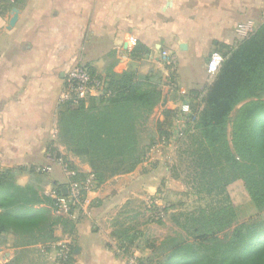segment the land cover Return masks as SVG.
I'll return each instance as SVG.
<instances>
[{
  "label": "crops",
  "instance_id": "0c3cea01",
  "mask_svg": "<svg viewBox=\"0 0 264 264\" xmlns=\"http://www.w3.org/2000/svg\"><path fill=\"white\" fill-rule=\"evenodd\" d=\"M263 21L264 0H0V172L14 171L16 183L25 185L43 168L44 194L79 181L74 172L89 176V165L58 137L71 67L84 65L103 80L110 65L142 75L159 72L162 99L150 115L155 120L164 107L178 106L181 95L209 84L205 63L212 50L233 46ZM161 50L174 57L173 74ZM173 89L177 99L167 96ZM51 146L59 158L47 154ZM149 155L133 171L94 186L69 217L71 231L54 226L55 242L21 245L13 233L0 234V264H54L59 241L72 248V264H129L112 232L116 218L144 206L139 193L153 194L155 177L164 178L149 168ZM148 254L144 247L131 252L134 258Z\"/></svg>",
  "mask_w": 264,
  "mask_h": 264
},
{
  "label": "trees",
  "instance_id": "16d2710c",
  "mask_svg": "<svg viewBox=\"0 0 264 264\" xmlns=\"http://www.w3.org/2000/svg\"><path fill=\"white\" fill-rule=\"evenodd\" d=\"M214 50L224 60L210 83L180 96L188 99L190 114L178 141L186 138L183 153L192 171L197 205L171 212L178 231L158 241L148 237L145 244L141 232L131 226L139 212L116 218L112 235L123 254L128 249L131 256L134 247L149 249L147 256L137 258L138 264H264V219L237 221L227 190L241 180L256 211H264V21L233 46L222 44ZM104 78L100 95L77 104L63 101L58 113L60 141L89 165L95 186L133 171L147 158L149 146L150 150L160 139L169 140L179 111L178 106L164 107L153 127L148 126L162 99L159 72L142 75L132 67L110 65ZM47 154L60 157L52 146ZM41 169L25 185L16 183L14 171L0 172V234L13 233L21 245L53 243L55 225L69 231L73 227L69 216L56 214L54 200L43 193ZM86 176L74 172L72 179L81 182ZM65 187L55 188L66 194ZM119 229L128 237L118 238ZM69 248L65 264L73 261Z\"/></svg>",
  "mask_w": 264,
  "mask_h": 264
},
{
  "label": "rangeland",
  "instance_id": "374dc122",
  "mask_svg": "<svg viewBox=\"0 0 264 264\" xmlns=\"http://www.w3.org/2000/svg\"><path fill=\"white\" fill-rule=\"evenodd\" d=\"M162 51L164 50H161L160 56ZM174 65L175 63H173L172 66H165L170 72H173ZM208 83H210V81H208ZM167 96L170 99L171 97H175V99L179 97L177 96L175 89H173ZM230 115H233V111ZM152 119L153 118L150 119L149 117L147 121V124L149 123L148 126L154 123V120ZM227 131L228 140L230 141V125H228ZM144 137L145 138L142 140V142L146 145L148 142L146 138L148 139L149 136L148 134H145ZM185 140L186 138L180 141L160 139L156 144L151 146L150 150V146L147 148V153L150 154L149 162L152 163L151 167L149 168L154 169V172H158L159 174L162 173L164 178L159 176L155 177V180L159 186L156 192L152 190L153 194L139 193L143 203L145 200V204L137 211L139 214L133 218V223L131 226L133 230L141 232L140 237H142L141 239H144V244L147 243L146 238L148 237L149 241L151 239L158 241L165 235L177 232L178 229L170 218L172 214L171 212L190 211L197 205L198 194L192 185V171L188 166L186 153H183V150L186 147ZM147 153L146 155H148ZM153 160H155L158 165L153 163ZM143 188L144 187H142L140 184L138 190L142 191L144 190ZM227 190L236 210L237 221L246 222L247 220L252 221L264 219V211H256L246 192L245 185L241 180H235L230 183L227 187ZM204 201L206 200H203V202ZM134 213L135 212L129 213V216H133ZM123 230L124 229H119L115 232L118 238L128 237V235ZM136 234L138 235V233ZM113 239L115 240V245L120 247L119 243H117V240L115 238ZM123 248L125 249V247ZM127 251L128 249H125L124 254L122 253V255H124V259H127L129 256L128 253H126ZM130 259H133V257Z\"/></svg>",
  "mask_w": 264,
  "mask_h": 264
},
{
  "label": "built area",
  "instance_id": "2783aa9c",
  "mask_svg": "<svg viewBox=\"0 0 264 264\" xmlns=\"http://www.w3.org/2000/svg\"><path fill=\"white\" fill-rule=\"evenodd\" d=\"M161 60L167 66H172V64L175 63L172 54L166 50L162 51ZM223 60L224 57L219 51L212 50L209 53L205 63V72L209 80L218 72ZM103 88L104 80L101 77L91 74L84 65H75L66 72L62 100L77 104L80 100L100 95ZM178 107L179 111L177 112L175 125L171 130L170 141H176L184 135L188 116L190 114L188 99L184 98L181 100ZM71 175L72 173L68 171L69 178ZM94 186L95 181L92 175H89L81 182L75 180L69 181L67 187H65L66 194L60 193L55 187L50 188L45 194L54 200V210L56 214L71 216L81 210L80 208H82L86 195ZM54 246L55 256H53L54 259L52 262H54V264H65L70 252L69 245L64 241H59ZM118 252L122 255L120 249H118ZM130 258H132V256L128 257V259ZM129 264H138L137 258L133 257V259H130Z\"/></svg>",
  "mask_w": 264,
  "mask_h": 264
}]
</instances>
